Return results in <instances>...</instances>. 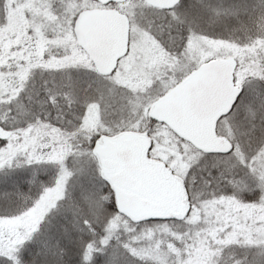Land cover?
Instances as JSON below:
<instances>
[{"label":"rangeland","instance_id":"obj_1","mask_svg":"<svg viewBox=\"0 0 264 264\" xmlns=\"http://www.w3.org/2000/svg\"><path fill=\"white\" fill-rule=\"evenodd\" d=\"M8 1L10 8L0 25V62L5 58L7 49L16 51L17 47H27V50L31 48L35 53H40V48L45 47L47 50L65 53L67 62L71 61V64L88 67L86 55L73 39L72 29L76 15L87 8H116L127 14L130 19V39L128 52L121 58L114 75L104 78L107 85L120 88L126 93V104L116 118L104 119L99 106L95 102H90L84 106L75 131H66L55 125L40 123L19 130L12 129L7 138L0 139V169L28 165L37 161H53L58 166V174L53 185L35 197L31 206L18 214L0 216V254L15 259L18 246L37 229L45 214L62 198L65 184L71 176L67 169V158L72 153L68 141L76 136L78 138L81 134L87 137L85 145L81 146L85 150L79 154L76 152V158L82 159L83 164L91 166L96 177L101 180H104L102 171L92 151L96 142L104 136L114 134L117 136L122 132H136L147 138L148 158L163 164L175 178L181 180L182 187L186 189V201L190 205L185 218L200 224L197 229L184 235L183 239L186 241L194 239L199 233L200 236L202 233L203 236L206 233L208 235L213 233L209 231L211 225L214 232H219L217 237L224 238L222 242L229 238L234 239L235 233L237 236L247 237L248 243L264 241V143L253 155L245 156L233 144L235 117L231 121H228V118H220L219 128L216 130L227 137L232 146L229 155L234 156V159L244 166L252 183L255 182L250 189L256 185L257 204H243L236 197L222 195L217 198H196L197 200L193 201L189 197L190 190L182 176L190 161L195 163L200 153L194 144L190 146L184 137L179 136L167 123L152 113V106L158 100L176 88L196 71L198 66L211 59L227 57L235 59L233 78L238 88H243L250 80H256L264 86V33H262L264 21L260 24L262 32L256 40L254 36L244 40L234 36V40H229L190 34L182 45L169 50L159 40L160 30H163L160 22L163 18L173 19L174 11L161 13L142 0H127L117 5L103 6L92 0ZM243 1L251 0H237L238 7ZM235 4L234 1V11L237 12ZM218 9L220 11V8ZM62 59L64 56L55 59V65L62 66L59 64ZM26 73V71L13 73L12 78H7L9 85L0 87L9 89L11 93L15 92L20 86L18 79L25 77ZM105 113L109 114L110 110ZM2 179H6V176L0 172V184L6 182ZM86 203L93 211L96 206L93 199L87 198ZM117 214L113 215V223L120 219L123 222L126 219L132 221L118 210ZM156 225L146 230L147 236L152 239L154 237L155 241L148 245L144 244L141 250L158 264H167V257L163 258L164 254L162 252L159 254V250L168 244L160 241L159 234L166 235L170 231L165 223ZM202 226L203 230L200 232ZM156 236L159 238L156 239ZM43 237L41 234L37 235L30 243L32 248L26 249L28 252H34V255L40 254L37 264H45L46 261V257L43 256L46 249ZM217 237L212 238L214 246L221 242ZM203 241L210 246L208 245L210 239L204 237ZM204 242L202 251L197 247V251L194 252L196 264H218L217 250L213 251V248L210 250ZM173 250L178 251L176 248ZM190 257L191 253L188 258ZM14 264H17L16 260Z\"/></svg>","mask_w":264,"mask_h":264},{"label":"trees","instance_id":"obj_2","mask_svg":"<svg viewBox=\"0 0 264 264\" xmlns=\"http://www.w3.org/2000/svg\"><path fill=\"white\" fill-rule=\"evenodd\" d=\"M234 1L237 12L234 11ZM240 5L238 7L237 0H182L173 10V19L161 20L163 30H160L159 40L169 50L182 45L190 34L229 40H234V36L243 40L254 36L256 40L262 32L260 24L264 21V0L243 1ZM9 8L8 0H0V25ZM44 48H40V53H35L31 48L27 50V47H17L16 51L6 50L5 58L0 62V86L9 85L7 78H12L15 72L27 73L18 79L20 86L15 92L0 87L1 126L14 131L46 123L66 131H75L84 106L90 102L99 106L104 119L116 118L127 101L122 89L107 85L105 79L89 66L67 62L65 53ZM63 56V61L59 63L62 66H56L55 59ZM107 110H110L109 114L105 113ZM234 117L233 144L242 154L251 156L264 143L263 85L250 80L241 89L233 109L227 115L228 121ZM86 138L81 134L68 141L72 153L67 158V169L71 176L65 184L62 198L45 214L37 229L18 246L15 259L0 254V264H14L15 260L17 264H37L40 254L34 255V252L26 249L32 248L30 243L39 234L44 236L45 264H158L141 247L155 241L154 237L147 236L146 230L161 223H165L170 231L166 235L159 234L160 241L168 244L159 250V254H164L163 258L167 257V264H196L194 252L197 247L202 251L204 237L210 239V246L204 242L205 245L210 250H217L218 264H264V241L248 243L247 237L235 233L234 239L222 242L224 238L217 237L219 232H214L213 225L209 230L213 231L209 234L211 236L208 233L200 236L199 233L194 239L186 241L184 235L197 229L200 224L185 217L139 221L126 219L124 222L120 219L118 222L122 224L113 223V215L118 214L110 187L96 177L91 166L76 158V152L79 154L85 150L81 146L85 145ZM0 172L6 176V179H2L6 182L0 184V216L8 217L27 209L35 197L53 185L58 166L53 161H37L5 167ZM233 175L234 197L243 204L256 205V185L250 189L255 182L252 183L250 175L236 159ZM194 189L191 190L193 194L190 192L194 200L205 198L202 188L195 189L197 196ZM216 190H223V186L219 185ZM87 198L93 199L96 204L93 211L86 203ZM200 228L201 232L203 226ZM214 236L221 240L215 246L212 243ZM159 237L156 236V239ZM190 253L191 257L188 258Z\"/></svg>","mask_w":264,"mask_h":264},{"label":"water","instance_id":"obj_3","mask_svg":"<svg viewBox=\"0 0 264 264\" xmlns=\"http://www.w3.org/2000/svg\"><path fill=\"white\" fill-rule=\"evenodd\" d=\"M178 1L145 0L161 8H169ZM127 25L126 16L114 10L87 9L77 15L73 28L75 39L100 74L111 73L117 59L126 52ZM234 61L229 57L201 65L169 95L155 103L152 113L158 114L196 146L221 153L227 151L228 141L214 135L213 121L229 108L237 94L232 82ZM10 134V130L0 127L1 138ZM146 147V137L135 133L103 138L96 147L103 174L115 191L118 209L133 218L182 215L186 205L182 202L180 182L160 164L145 159Z\"/></svg>","mask_w":264,"mask_h":264},{"label":"flooded vegetation","instance_id":"obj_4","mask_svg":"<svg viewBox=\"0 0 264 264\" xmlns=\"http://www.w3.org/2000/svg\"><path fill=\"white\" fill-rule=\"evenodd\" d=\"M107 4L117 5L120 3H114L110 1ZM99 9H103V10L113 9V10L119 11L116 8H99ZM125 16L128 19L127 26H128V42H129L130 19L127 16V14ZM114 70L115 69H113L112 71L113 73L112 75H114V72L116 71ZM218 124H219V120L216 121V128ZM216 134L219 135L217 130H216ZM184 139L189 142L190 146L193 145L189 139L187 138H184ZM196 149L200 153L199 159L196 160L195 163L190 161L189 166H187L184 171V176H182L184 177V180L187 184L188 189L190 191L193 188L198 190V187H199L200 189L202 188L204 190V194H205L204 196H211L215 194V192H217V195L231 196L232 198H234V195H233L234 194V185H233L234 184V175H233L234 174V156L229 155L231 148L225 153H216L215 151L201 149L200 147L199 148L196 147ZM219 185L223 186V190L215 191V188H218ZM195 189H194V193H195V196H197L198 194L196 193ZM206 198H209V197H206ZM189 207L190 205L188 204L187 211L189 210Z\"/></svg>","mask_w":264,"mask_h":264}]
</instances>
